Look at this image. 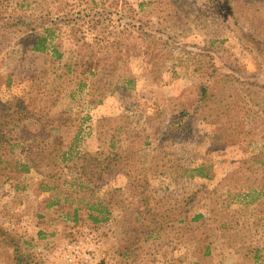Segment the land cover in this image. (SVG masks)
<instances>
[{
	"label": "rangeland",
	"instance_id": "obj_1",
	"mask_svg": "<svg viewBox=\"0 0 264 264\" xmlns=\"http://www.w3.org/2000/svg\"><path fill=\"white\" fill-rule=\"evenodd\" d=\"M22 2L0 0V100L34 101L36 128L62 124L78 152L124 142L152 198L194 194L189 220L203 219L179 240L163 232L144 241L157 218L149 227L135 220L138 197L112 172L97 193L112 202L108 221L92 224L83 211L74 220L77 204L52 205L75 190L72 163L59 168L62 190L42 192L46 169L23 172L25 151L0 143V264H256V247L264 263V205L256 207V196L264 204V0ZM47 26L56 27L48 54L56 47L62 55L53 63L33 50ZM87 68L101 79L99 104L94 77L79 76ZM181 107L192 130L168 139ZM121 240L131 243L129 258L118 256Z\"/></svg>",
	"mask_w": 264,
	"mask_h": 264
},
{
	"label": "trees",
	"instance_id": "obj_2",
	"mask_svg": "<svg viewBox=\"0 0 264 264\" xmlns=\"http://www.w3.org/2000/svg\"><path fill=\"white\" fill-rule=\"evenodd\" d=\"M26 2H22L21 5H24ZM113 15L117 16V14ZM80 16L81 14H77L75 20L79 21ZM61 19L62 18H60V20ZM40 21L42 20L39 19L35 22L37 23ZM42 24L43 23H39L37 25ZM55 24L56 23H52V25ZM13 26L18 31L24 28L23 23L20 21L14 23ZM34 29L36 28L32 30ZM42 31L43 34L37 38L33 50L48 55L49 60L53 63V57L59 60L62 56L56 47H52L51 54H48V41L49 38L56 35V27L47 26L42 28ZM77 65L78 64H75L76 67ZM93 72L94 70L92 68H87L81 70L79 76L92 75V77H94L90 95L96 98L95 101L92 100V104H99L106 94L96 87L101 83V79L95 80V74H92ZM34 105V101L31 105H26L21 101L15 102L14 104H6L0 100V143L6 144V147H8L10 151L18 147H21L25 151L26 158L31 164L30 166L20 164L23 172L28 173L30 169L37 172L41 171V169H46L43 172V178L39 185V190L42 192L62 190V186L66 182V179L64 183H62L59 168L61 169L63 163L67 160L70 164L72 163L71 165L75 171V177L67 182H69L75 190L65 193L66 195L63 200L52 202L53 206L61 205L62 202L66 203L68 206L77 204L79 207L73 209L74 220H76L78 214L83 211L87 214V218L92 224L98 225L108 221L110 218L108 205L112 202L101 200L97 193L101 188L100 185L104 181V178L106 176H114L111 174L113 172V174H122L126 176L128 178L126 190H132L135 194L131 195L134 198L138 197L135 220L140 222L141 225L145 224L146 227H149L152 218L154 216L157 218V223H155L152 228L154 231L147 234L144 241H148L150 237H154V239L159 241L160 239H157L156 235L163 232L174 233L175 238L179 240L178 238L185 235V231L188 230L190 226H193L197 220L203 219L202 216H196L194 219L189 220L188 207L195 201L194 194L182 199L173 198L171 196H163L156 199L152 198L150 194H148L147 183L134 177V172L131 171L132 166H130L129 149L124 145V142H115L113 140L114 138H112L111 141L107 142L106 150L100 149L92 153L78 152L76 148H73L74 143L71 146L67 145L69 142L66 138L67 134L64 136L62 135V129H64L62 124L59 125L52 121V123H50V130L48 132L45 131V133H41L40 130L36 128V125L31 119L33 115H37V112L30 109V107ZM191 117L188 109L181 107L172 118L169 126L168 139H177L176 137H179L181 133L189 134V131L192 130V126L190 125ZM62 126L63 128H61ZM28 127L33 128V130H31V133H33L32 136L26 132ZM61 130L62 132H60ZM57 132L60 136L55 134ZM41 138H45L46 141L51 140L49 143L39 142ZM45 144L48 145V148L42 147ZM0 163H3L1 156ZM57 170L59 173L56 172ZM203 171L204 168L193 170L200 178H209ZM258 191L259 190L256 189V191L252 190L251 192L258 195ZM261 191H264V188H262ZM259 199L260 197L257 198L256 196L257 209L264 205L263 201H259ZM262 222L264 225V219H262ZM189 231H191V229H189ZM122 242L124 241H120L116 250L118 256L124 259L129 258L128 254L131 255V243L125 241V245L122 247L120 246ZM166 245L171 246L172 242L168 240ZM203 247L205 252L198 258L200 261L205 262L209 253L207 246ZM249 249L251 252L253 251L252 248ZM253 255L256 264H264L262 250L259 247H256L253 251ZM15 259L17 262L19 261L18 258Z\"/></svg>",
	"mask_w": 264,
	"mask_h": 264
}]
</instances>
